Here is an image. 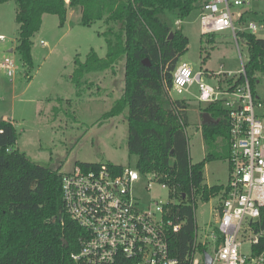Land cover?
Listing matches in <instances>:
<instances>
[{"label": "trees", "instance_id": "obj_1", "mask_svg": "<svg viewBox=\"0 0 264 264\" xmlns=\"http://www.w3.org/2000/svg\"><path fill=\"white\" fill-rule=\"evenodd\" d=\"M11 0H0V5ZM18 25L16 51L24 67L31 69V38L42 25L44 15H55L62 27L69 8L79 7L80 25L102 22L106 54L99 58L91 49L84 62L75 59L70 79L80 92L86 76L123 63L124 85L103 118L127 111V151L135 155L141 176L155 174L167 186L168 195L178 202L167 205L168 218L182 223L177 234L168 237L170 252L181 258L192 240L197 199L207 202L226 195L227 185L208 186L205 165L227 162L229 123L219 104L202 109L207 123L200 126L204 158L192 164L185 129L186 104L170 101L167 91L178 58L188 46L181 29L167 20L171 14L182 21L207 0H14ZM218 34L203 36L215 43ZM237 41L246 47L245 77L255 94L258 75L264 76V39L240 32ZM146 61L147 65L142 63ZM243 76L236 84L243 82ZM17 134L8 120H0V264H73L70 255L79 250L84 231L67 215L61 193L62 172L29 159L17 148ZM75 165L84 168L100 164ZM109 169L121 172L111 163ZM264 218V208L261 210Z\"/></svg>", "mask_w": 264, "mask_h": 264}, {"label": "rangeland", "instance_id": "obj_2", "mask_svg": "<svg viewBox=\"0 0 264 264\" xmlns=\"http://www.w3.org/2000/svg\"><path fill=\"white\" fill-rule=\"evenodd\" d=\"M245 9L248 11L244 16L246 24L254 23L257 26L255 36L264 39V0H252ZM15 11L14 0L0 7V31L6 37L4 43L0 42V65L5 58L12 59L15 64L13 77H8L0 66V120L14 123L19 151L31 161L60 172L70 171L77 163H111L136 171L137 158L127 151V111L118 117L103 118L121 95L123 63L117 64L113 71L86 76L80 92L70 79L75 59L84 62L91 49L99 58L105 57V42L100 35L104 24L96 22L88 27L81 26L79 7L69 8L62 27L55 15H44L40 30L31 38L32 67L29 70L22 65L16 51L18 25ZM198 19L199 10L194 9L180 21L179 28L188 39V46L179 56L178 63L187 64L193 72L239 73L241 61L245 64L248 59L246 47L241 41L237 47L230 31L219 33L215 43H209L200 33ZM167 20L174 24L175 18L168 14ZM205 81L215 84L214 79L206 78ZM191 93L184 96L168 93L167 96L171 102L179 100L187 106L185 134L190 162L196 164L205 154L201 133L197 130L203 123L201 113L206 105L199 104L194 98L197 94L195 86ZM255 94L264 100L263 75L257 77ZM260 115L264 123V112ZM204 176L208 186L226 185L227 162L209 163L204 168ZM151 181L148 177H139L132 185V195L141 207L146 208L152 202H178L159 184L154 183L146 190ZM221 199L222 195H218L207 202L195 201L194 214L199 229L215 223L216 208Z\"/></svg>", "mask_w": 264, "mask_h": 264}, {"label": "built area", "instance_id": "obj_3", "mask_svg": "<svg viewBox=\"0 0 264 264\" xmlns=\"http://www.w3.org/2000/svg\"><path fill=\"white\" fill-rule=\"evenodd\" d=\"M251 1L207 0L199 9L201 35L230 31L236 45L238 33L255 35L257 26L244 20ZM241 65L237 74H215L193 72L180 63L167 91L191 95L195 86L194 98L199 104H219L228 116L227 191L216 208L215 223L199 229L194 214L192 240L186 253L175 257L168 237L177 234L182 223L168 218L171 201L152 202L143 208L132 195V185L139 177L152 180L146 190L154 183L167 190L155 174L141 176L129 168L116 172L106 165H75L62 172L61 178L66 215L84 231L79 250L70 255L73 264H207L208 258L209 264H264V123L260 119L264 100L252 93L242 61ZM0 66L13 77L12 59L5 58ZM239 76L244 80L236 84ZM206 78L214 79L215 84L206 83Z\"/></svg>", "mask_w": 264, "mask_h": 264}, {"label": "crops", "instance_id": "obj_4", "mask_svg": "<svg viewBox=\"0 0 264 264\" xmlns=\"http://www.w3.org/2000/svg\"><path fill=\"white\" fill-rule=\"evenodd\" d=\"M0 7H2V4L0 5ZM68 11H69V9H68ZM16 12V11H15ZM179 25H180V21H178V20H175L174 21V28H176V29H178L179 28ZM177 26V27H176ZM181 29V28H180ZM0 36H2L3 37V40H1L0 42H5V40H6V37H5V35H4V33L2 32V31H0ZM186 116H187V114H186ZM187 120H188V116H187ZM11 121V120H10ZM11 123L12 124H14L12 121H11ZM197 131H199L200 132V128H199V130H197ZM207 166H208V164H207ZM228 166V165H227ZM205 168H206V165H205Z\"/></svg>", "mask_w": 264, "mask_h": 264}, {"label": "water", "instance_id": "obj_5", "mask_svg": "<svg viewBox=\"0 0 264 264\" xmlns=\"http://www.w3.org/2000/svg\"><path fill=\"white\" fill-rule=\"evenodd\" d=\"M245 11H247V10H245ZM142 63L145 64L146 66H148L145 60L142 61ZM207 121H208V114L205 113V114H203V121L202 122L207 123ZM209 263H210V259L208 258L207 264H209Z\"/></svg>", "mask_w": 264, "mask_h": 264}, {"label": "clouds", "instance_id": "obj_6", "mask_svg": "<svg viewBox=\"0 0 264 264\" xmlns=\"http://www.w3.org/2000/svg\"><path fill=\"white\" fill-rule=\"evenodd\" d=\"M207 97V94H205V96L201 97L202 99H205Z\"/></svg>", "mask_w": 264, "mask_h": 264}]
</instances>
